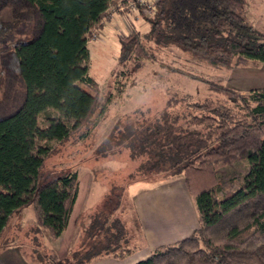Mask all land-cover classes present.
Returning a JSON list of instances; mask_svg holds the SVG:
<instances>
[{
  "label": "trees",
  "instance_id": "trees-1",
  "mask_svg": "<svg viewBox=\"0 0 264 264\" xmlns=\"http://www.w3.org/2000/svg\"><path fill=\"white\" fill-rule=\"evenodd\" d=\"M118 4L141 14L136 0H0V236L25 209L37 241L42 232L55 240L67 227L79 177L75 172L44 176L50 149L42 143L84 140L106 112L111 96L101 101L87 74V43L112 12L118 13ZM245 4L158 0L152 16L144 17L146 33L118 37L116 62L137 71L152 58L144 47L149 42L172 46L211 67L264 64V36L246 23ZM185 76L202 82L214 97L191 104L192 114L176 113L177 101L167 99L152 123L130 133L129 157L138 160L143 178H181L193 199L197 227L135 264H264V88L237 93ZM46 112L52 117H45L51 122L43 127L39 119ZM243 158L242 181L221 192L215 171ZM114 212L86 217L79 247L85 252L65 264L121 260L133 252Z\"/></svg>",
  "mask_w": 264,
  "mask_h": 264
},
{
  "label": "rangeland",
  "instance_id": "rangeland-1",
  "mask_svg": "<svg viewBox=\"0 0 264 264\" xmlns=\"http://www.w3.org/2000/svg\"><path fill=\"white\" fill-rule=\"evenodd\" d=\"M136 1H145L147 5L142 6L141 14L131 5L127 6L126 11L124 6L118 4V13L112 12L87 43V74L98 85L101 101L111 96L101 120L84 140L73 144L72 139L60 144L54 140L42 143L43 148L50 149L41 170L44 176L57 177L65 172H75L79 177L70 228L60 243L70 245V254L67 256L63 251L62 261H74L71 253L81 243L80 237L83 238L88 222L86 217L98 210L104 213L115 210L114 216L121 220L127 232L130 249H135L139 243L132 223L135 216L133 199L148 190L167 191L172 188L184 208V216L187 215L190 208H186L188 202L180 197L176 184H171L181 178H162L156 174L143 178L136 170L138 160L129 157L132 149L130 133L133 131L137 135L139 129L152 123L167 99L177 101L174 108L176 113L192 114L189 109L191 104L214 97L202 82L193 81L185 74L202 81L217 82L237 93L264 88V64L247 62L244 66L232 63L228 69L211 67L192 60L172 46L161 47L149 42H144V47L152 55L150 60H144L137 71L128 65L121 68L116 62L118 37L131 31L139 35L146 33L148 25L144 17L152 16L158 0ZM244 18L256 33L264 36V0H246ZM120 71L124 74L120 75ZM47 115L52 117L46 112L39 119L40 126H47L51 122L45 119ZM243 159L220 166L215 171L216 185L221 192L234 190L242 181L246 166ZM31 219L28 209L10 219L0 236V264L4 261L12 264L56 263V242H51L46 232L36 236L37 241L30 231ZM2 249L5 251L2 252Z\"/></svg>",
  "mask_w": 264,
  "mask_h": 264
},
{
  "label": "crops",
  "instance_id": "crops-1",
  "mask_svg": "<svg viewBox=\"0 0 264 264\" xmlns=\"http://www.w3.org/2000/svg\"><path fill=\"white\" fill-rule=\"evenodd\" d=\"M171 184H176V190L180 193V197L188 202L186 208L190 206L187 210L186 216H184V208L174 195L172 188H169L167 191L151 189L143 192L133 199L135 212V225L133 224V226L134 230L138 233V238L136 237L137 235H135V237L137 243H139L135 246L133 252L121 260L107 258L93 260L86 264H135L148 257L157 247L167 246L170 243L174 244L175 242L189 236L197 227L193 199L188 194L183 181L181 182L180 179H177ZM140 216L142 217L140 218ZM69 228L70 221L62 235L55 240H51V242H56L55 251L57 252L56 255L58 257L54 264L69 263L67 260L62 261L61 258H63V251L67 253V256L68 253L70 254V245L68 243H63V245L60 244L63 242ZM80 238L81 243L79 247L84 242L83 238ZM79 247L71 253V256L74 253L82 255L85 252L84 250L79 249ZM4 251L5 249H2V252ZM1 256L2 255H0V257ZM2 264L12 263L4 261Z\"/></svg>",
  "mask_w": 264,
  "mask_h": 264
},
{
  "label": "built area",
  "instance_id": "built-area-1",
  "mask_svg": "<svg viewBox=\"0 0 264 264\" xmlns=\"http://www.w3.org/2000/svg\"><path fill=\"white\" fill-rule=\"evenodd\" d=\"M140 2H141V3H140ZM140 2H139L140 5L143 4V5H141V6H145V7L147 6V5L145 4V1H140ZM149 10H150V9H149Z\"/></svg>",
  "mask_w": 264,
  "mask_h": 264
}]
</instances>
